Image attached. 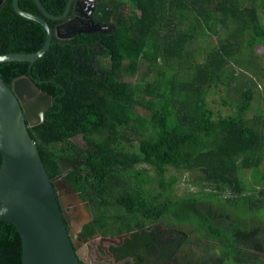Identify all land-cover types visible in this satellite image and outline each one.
Returning a JSON list of instances; mask_svg holds the SVG:
<instances>
[{
	"label": "trees",
	"instance_id": "obj_1",
	"mask_svg": "<svg viewBox=\"0 0 264 264\" xmlns=\"http://www.w3.org/2000/svg\"><path fill=\"white\" fill-rule=\"evenodd\" d=\"M248 1L100 0L94 19L111 31L66 42L55 36L33 65H0L10 87L27 76L53 97L43 123L28 127L30 136L50 177L63 178L91 213L82 238L130 234L109 247L117 263L264 264V224H245L262 209L264 178L256 175L264 160V112L247 116L255 98L250 81L237 90L230 116H215L207 100L212 89L236 79L232 62L253 65L264 45V5ZM41 2L61 15L68 0ZM20 5L41 15L33 0ZM2 17L19 21L0 23V55L43 47V26L15 11ZM218 26L227 29L225 37L198 61L190 47L218 35ZM143 63L151 80L125 79ZM138 106L151 114L141 124ZM133 126L143 135L137 143L125 132ZM79 135L85 147L72 140ZM171 168L199 171L200 190L177 194L178 178H166ZM242 171H251L253 186ZM0 264H23L22 236L6 221H0Z\"/></svg>",
	"mask_w": 264,
	"mask_h": 264
},
{
	"label": "water",
	"instance_id": "obj_2",
	"mask_svg": "<svg viewBox=\"0 0 264 264\" xmlns=\"http://www.w3.org/2000/svg\"><path fill=\"white\" fill-rule=\"evenodd\" d=\"M33 1L41 15L23 10L19 0H14V9L20 16L44 27L43 47L34 53L0 55V65L8 62L33 65L49 51L55 36L73 38L78 34L107 33L111 29V25L93 19L100 0L80 3V15L85 20H80V26L70 23L72 26L65 35L59 28L55 32L47 20L65 21L71 11L77 19L79 9L75 0H68L65 11L58 16L52 15L41 0ZM52 104L53 97L29 77L17 78L10 87L0 76V221L12 223L20 232L23 264H82L78 249L84 241L78 234L92 220L91 213L63 178L50 177L28 130L43 123ZM71 205H78L79 213ZM129 236H120L118 245Z\"/></svg>",
	"mask_w": 264,
	"mask_h": 264
},
{
	"label": "rangeland",
	"instance_id": "obj_3",
	"mask_svg": "<svg viewBox=\"0 0 264 264\" xmlns=\"http://www.w3.org/2000/svg\"><path fill=\"white\" fill-rule=\"evenodd\" d=\"M251 0L248 1V5L250 4ZM259 3H263L264 0H260ZM247 5V6H248ZM260 14L262 17V21L264 22V10H260ZM219 34L216 35L214 33H210L208 36H204L202 39L197 40L196 43H194L190 50L195 53V55L198 58V61L203 62L206 59V56L208 55V51L211 46L218 45L220 42V39L222 37H225L227 29L218 26L217 27ZM239 58V57H238ZM241 59V58H239ZM106 63H109V59L105 60ZM245 60H242L244 62ZM254 64L249 65L245 68L241 65L232 62V65L234 66V74L236 79L232 82V84L229 86V88L221 86L218 89H212L207 97L208 103L211 106V108L214 111L215 116L222 115L223 117L230 116L234 113V105L236 101H239V95H238V89L243 90L246 88L247 84H245L246 81H250L252 85V89L255 92V98L252 102V106L250 111L248 112V117H253L255 114L259 112H264V45H260L255 50V56L253 57ZM148 71L147 64L143 63L141 64L139 73L135 77H125L128 81H136L137 79H141L142 77L147 78V80H151L153 78V75H150ZM229 101L230 104H225L223 100ZM138 110L135 112L136 119L139 121L136 122H144L147 121L151 117V114L149 111L145 110L142 106L137 107ZM142 120V121H141ZM141 124V123H140ZM139 124V125H140ZM133 128H127L125 130L126 134L130 137V140H135L137 143V140L140 139V137H143L142 133H137ZM80 137H74L72 140L79 146L85 147V139L82 135H79ZM148 168L147 166H144ZM260 169V170H259ZM258 169L257 172V180H261L264 178V160L261 168ZM242 179L245 180V183L247 185L255 184L252 178V173L242 171L240 172ZM176 177L178 178L179 182L175 187V191L179 195H187L191 191H198L200 190V180H201V174L199 171H193V172H184L179 171L176 169L171 168L169 173H167L166 178ZM262 187H264V180L263 184H260ZM224 198L230 197L229 194L223 195ZM223 209V208H222ZM76 210V209H75ZM77 210L80 211L78 205ZM226 213V212H225ZM245 224L247 226L256 225V224H264V197L262 198V209L260 212L252 213L248 215L245 219ZM195 238V235H194ZM121 243V237L116 238H107V237H99L95 236L91 239L90 242H88L89 248L92 249L91 256L92 259L96 262L103 261L109 262L110 264H114L115 261L112 260L109 252L107 251L109 246L111 245H118ZM102 257L103 259H101ZM108 257L109 261L105 260L104 258Z\"/></svg>",
	"mask_w": 264,
	"mask_h": 264
},
{
	"label": "flooded vegetation",
	"instance_id": "obj_4",
	"mask_svg": "<svg viewBox=\"0 0 264 264\" xmlns=\"http://www.w3.org/2000/svg\"><path fill=\"white\" fill-rule=\"evenodd\" d=\"M24 0H19V5L23 2ZM84 1H87V3H88V0H75V2H76V4H78V9H79V15H78V18L76 19V15L73 13V11L71 12V14H69V17L65 20V21H61V22H56V21H54V20H50L52 23H54L55 25H54V31L56 32L57 31V29L59 28V29H61L62 30V33L65 35L66 33H67V30L69 31V29H70V27L72 26V25H69L70 23H73V22H75V24H77V25H79L80 26V20H85V18L82 16V15H80V3H82V2H84ZM24 6H26V5H24ZM20 7H21V5H20ZM98 7V6H97ZM12 11H15V9H14V0H0V15H6V14H11V12ZM16 12V11H15ZM94 14H95V12H94ZM94 14H93V19H94ZM38 15H40V14H38ZM55 16H58V15H55ZM76 19V20H75ZM17 21H19V20H17L16 18H13V17H2V18H0V23L1 24H5V25H7V26H10V25H14V24H17ZM94 21L95 22H98V21H96L95 19H94ZM19 23V22H18ZM49 23V22H48ZM98 23H100V22H98ZM76 37V36H75ZM75 37H73V38H59V37H57V39L58 40H60V41H71L72 39H74ZM68 39V40H67ZM87 58V57H86ZM85 59V57L82 55V52L80 51V66L82 65V63H83V60ZM17 79V78H16ZM16 79H14L13 80V82L16 80ZM13 82H12V84H13ZM76 137H80V136H76ZM73 206V208H75L76 209V211L79 213V211L77 210V206H74V205H71L70 207H72ZM86 206V205H85ZM80 233L81 232H79V234H78V237H79V239H81L82 241H84V243L85 242H87V241H90L93 237H95L96 235H94V236H91L90 238H88L87 240H85L84 238H82L81 236H80ZM102 237V236H101ZM110 247V246H109ZM108 252H109V248H108V250H107ZM108 254H110V256H111V258H112V260L113 261H115V259H114V256H113V254L112 253H108ZM123 262V261H122ZM121 262V263H122ZM121 263H119V264H121ZM114 264H118L116 261H115V263Z\"/></svg>",
	"mask_w": 264,
	"mask_h": 264
},
{
	"label": "crops",
	"instance_id": "obj_5",
	"mask_svg": "<svg viewBox=\"0 0 264 264\" xmlns=\"http://www.w3.org/2000/svg\"><path fill=\"white\" fill-rule=\"evenodd\" d=\"M90 241H87V242L79 245L78 254L81 257L83 263L84 264H110L109 262L104 263L103 261H100V263H99V262H96L95 260L92 259V256H91L92 249H90L89 245H88V242H90ZM100 258L103 259L102 257H100ZM104 259L109 261L108 257H105Z\"/></svg>",
	"mask_w": 264,
	"mask_h": 264
},
{
	"label": "bare ground",
	"instance_id": "obj_6",
	"mask_svg": "<svg viewBox=\"0 0 264 264\" xmlns=\"http://www.w3.org/2000/svg\"><path fill=\"white\" fill-rule=\"evenodd\" d=\"M72 12V11H71ZM71 14V13H70ZM97 21V20H96ZM111 31V30H110ZM68 40V39H67Z\"/></svg>",
	"mask_w": 264,
	"mask_h": 264
}]
</instances>
